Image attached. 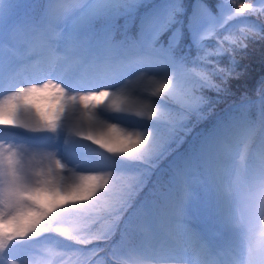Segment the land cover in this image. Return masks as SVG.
Returning a JSON list of instances; mask_svg holds the SVG:
<instances>
[{
	"label": "snow or ice",
	"instance_id": "1",
	"mask_svg": "<svg viewBox=\"0 0 264 264\" xmlns=\"http://www.w3.org/2000/svg\"><path fill=\"white\" fill-rule=\"evenodd\" d=\"M12 6V0H0V20ZM138 6L145 9L142 14ZM255 12L264 13V0L259 8L240 0H190L187 5L183 0L154 5L140 0H49L40 23L12 31L7 40L0 32V264H26L12 255L14 250L47 233L89 243L81 234L87 232L84 227H53L65 223L66 216L103 213L115 218L131 210L130 201L143 181L124 184L110 197L120 174L148 167L164 155L170 144L159 135L161 122L173 132L183 127L172 112H199L206 103L205 90H223L213 77H223L222 83L235 78L231 70L206 71L209 56L227 49L189 60L181 44L186 41L189 51H202L206 39ZM177 16L183 17L181 29L174 28ZM121 17L126 24L138 22L139 42L127 35L115 42ZM20 32L34 61L32 55H18ZM165 32H171L167 46L158 47ZM255 35L242 29L220 44L244 51L242 41ZM61 36L63 44L58 42ZM251 132L248 121L231 116L218 121L194 149L222 162L214 173L217 216L243 251V258L211 264H264V223L254 230L242 222L245 215L264 217V143L249 155ZM240 143L243 152L234 150ZM115 227L114 219L102 238ZM191 239L199 250L213 251L197 233ZM132 264L202 261L195 248L174 246L140 255Z\"/></svg>",
	"mask_w": 264,
	"mask_h": 264
},
{
	"label": "rangeland",
	"instance_id": "2",
	"mask_svg": "<svg viewBox=\"0 0 264 264\" xmlns=\"http://www.w3.org/2000/svg\"><path fill=\"white\" fill-rule=\"evenodd\" d=\"M226 1L227 0H225V2ZM43 2H47L48 4L49 0H43ZM160 2L161 0H157L152 5ZM249 2L254 3L257 8L260 7V0H250ZM12 5L11 11L15 6V0H12ZM260 14L262 17L264 16V13ZM5 18L6 17L0 20L2 24L6 20ZM120 23L123 26L126 25L123 19ZM234 23H241L253 29L255 26V19L248 15L240 18L238 21L231 22V24ZM9 24L6 27L7 37L12 31L23 29L28 25L23 19L18 21L14 19L12 23L9 21ZM138 33L139 29L137 27L135 36L131 40L137 36L139 38ZM122 36L125 37L124 34H122ZM170 36L171 32L169 38ZM63 39V36L59 37L58 42L63 44ZM21 40H24L22 32L18 33V46ZM142 43L146 45L147 41ZM157 46L166 45H162L158 42ZM19 48L21 56H26V54L21 51V47ZM29 55H32V59H35V55L31 53H29ZM133 79H135V77H133ZM137 87H142V85L138 84ZM230 115H236V113H228L226 117H230ZM176 116L178 117V114H176ZM214 126L200 134L194 146L188 145V150L183 157L180 158L179 155L175 153V156L179 158L181 171L178 173L177 166L174 167L175 173H177L178 176H170L168 180L169 186L160 192L158 199L145 197L142 198L141 201L140 198H137V204L130 207L131 210H126L115 218L102 213L100 215H92L90 218H84L85 222H82L83 218L66 216L64 218L65 223L54 224L53 227H65L69 223H75L79 227L87 229V232L81 233L82 235H91L94 233L93 229L95 228V223L98 224L103 232H108L115 219L116 227L112 229L108 236L113 240L116 239L117 234H119L118 240H115L114 243L111 244V247L118 257L117 259L122 260L121 264H124V262L132 264L140 255L151 256L160 254L162 251L167 252L174 246L190 251L191 244L194 243L191 239V233L193 232L197 233L202 238L205 237L206 233H209L211 235L207 241L209 242L207 243L209 248L216 251L215 249L218 250V246H220L221 250L227 252V256L220 259L243 258V251L240 247L238 238L233 232L223 227L217 216L215 195L216 180L214 173L222 162L214 158L211 154L203 156L197 151H194V149L199 147L200 143ZM162 128H165L169 133L166 134ZM158 131L159 135L169 140L170 146L167 148V151L172 148V143L176 144L182 141V137L185 135L173 132L164 122H161ZM192 132L193 131H191L190 135H192ZM173 136H177L178 140H173ZM184 140H186V138ZM234 150L238 151L236 148H234ZM255 152L254 150L252 151V153ZM236 160L239 162V156L236 157ZM144 177V169L138 166H136L134 170L120 174L119 178L114 183L113 192L110 193L109 196L111 197L119 191L122 185L133 183L141 179L143 180ZM202 194L204 195L200 198ZM99 206H103V201L98 202V207ZM145 209H148L146 215L144 214ZM201 219L202 223L200 224ZM242 222L250 225L254 230H258L261 224L264 223V217L245 215ZM89 224L91 226H89ZM220 226L226 233V240H223L218 236V233H216ZM42 239H45V242L21 245L14 250L12 255L18 260L23 259L26 264H102L104 250L100 249L101 244L98 240H92L87 244H78L76 241H70L66 237L54 232L45 234L36 240ZM229 244H231L230 248L228 247ZM133 248H138V251H131ZM201 252L203 251L196 249V254L201 261H204V264L211 263L213 260H219L216 254L209 253L208 251H205L206 253L200 257L199 253Z\"/></svg>",
	"mask_w": 264,
	"mask_h": 264
},
{
	"label": "trees",
	"instance_id": "3",
	"mask_svg": "<svg viewBox=\"0 0 264 264\" xmlns=\"http://www.w3.org/2000/svg\"><path fill=\"white\" fill-rule=\"evenodd\" d=\"M154 0H140V4L149 5ZM250 0H240V2H249ZM190 0H183V3L187 5ZM228 2V0L226 1ZM43 0H15V6L12 11L5 16L6 20L3 22L0 21V32L3 33V37L7 40L6 27L9 24V21L12 18L15 19H35L38 17V14H42ZM144 9L143 7H137V12ZM255 19V26L253 27L252 32L255 33V39L243 40L242 43L247 44V49L240 51L237 47L236 51H232L231 46L228 43L220 44V41L225 36H231L235 38L240 30L248 31L249 26H245L241 23H234L228 26H225V29L221 30L220 34L215 37H210L205 40L204 47L202 51H197L192 49L191 51L187 48V42L181 44V49L184 54L188 56L189 60L195 59L197 56L203 55L204 53H216L220 47L227 49L226 52L222 53L219 56H209L208 60L205 61L207 65L206 71L211 72L213 68L224 69L225 73H228L231 70L232 77L229 78L224 83H222L223 77H213L212 82L214 84H220L222 91L217 92L215 89H208L203 92L206 103L201 106L199 112L187 115H180L175 111L172 112L173 117H177L183 120V127L177 128L174 132L180 134H185L182 138L183 140L177 143L174 148L183 152L186 148L185 138H188V133L191 130L199 129L204 131V126L209 123L208 117L216 112H222V116H225L228 112L233 111L236 113L240 119L250 122L252 119L256 120L258 116V106L259 104L264 108V40L260 39V35L264 32V16L262 17L260 13L255 12L249 14ZM8 17V18H7ZM125 21V17H121L118 20V24L121 26L120 30L117 32L129 31V36H134L135 23H128L122 25L121 20ZM177 21L181 24L183 23V17L177 16ZM165 32L163 36H166ZM119 36V35H116ZM191 66V65H190ZM188 128V131H187ZM169 133L165 128H162ZM252 134L248 137L247 142L250 141ZM191 137V135L189 136ZM193 137V135H192ZM177 136H173V140L177 139ZM189 138L187 139V141ZM172 155V150L167 154V151L164 153L161 160L158 159L153 165L156 166L153 172L154 178L156 179V186L165 187V182L167 183L166 173L171 168V163L168 160V156ZM82 220V219H81ZM85 222L84 218L83 221ZM96 226L97 233L93 235H88V239L91 240L93 237H97L101 234L100 228ZM96 238L100 242V247L107 252L108 242L111 240V237ZM105 263L112 264V260L109 257V254L105 255Z\"/></svg>",
	"mask_w": 264,
	"mask_h": 264
}]
</instances>
